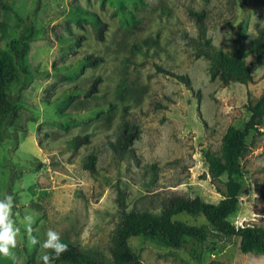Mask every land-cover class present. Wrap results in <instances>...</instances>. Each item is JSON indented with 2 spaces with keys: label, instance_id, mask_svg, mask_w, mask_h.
<instances>
[{
  "label": "rangeland",
  "instance_id": "rangeland-1",
  "mask_svg": "<svg viewBox=\"0 0 264 264\" xmlns=\"http://www.w3.org/2000/svg\"><path fill=\"white\" fill-rule=\"evenodd\" d=\"M188 11L205 13V35L222 51L238 25L244 48L255 27L264 26V0H0V52L11 55L9 42L27 26L34 31L25 72L15 71L8 84L17 117L0 142V199L15 174L18 264H42L40 245L49 229L66 244L108 258L118 189L127 211L156 215L176 197L212 204L221 198L225 176L210 180L203 154L219 156L225 130L247 120V98L264 90V60L246 58L247 85L223 87L209 79L206 60L194 58L181 39L196 36ZM98 23L102 41L94 36ZM86 56L100 62L87 65ZM155 67L187 77L190 89ZM96 78L95 92L87 93ZM122 122L136 126L138 135L132 155L116 159L110 144ZM76 136L86 141L75 144ZM246 145L235 177L242 186L238 206L228 221L264 229V119ZM90 154L96 157L93 175L84 168ZM26 215L34 217L32 235L40 242L34 247L24 235ZM172 219L204 227L205 241L186 239L184 249H171L131 238L141 264H264V256L241 254L236 237H223L202 217ZM0 264L13 261L0 257Z\"/></svg>",
  "mask_w": 264,
  "mask_h": 264
},
{
  "label": "trees",
  "instance_id": "trees-1",
  "mask_svg": "<svg viewBox=\"0 0 264 264\" xmlns=\"http://www.w3.org/2000/svg\"><path fill=\"white\" fill-rule=\"evenodd\" d=\"M192 20L196 36L189 38L182 35V41L191 48L194 58H203L207 62L209 79H217L221 86L230 84L247 85L252 81L250 68L246 64V58L251 55L256 62L264 60V26H256V36L244 48L243 42L246 36L242 25H238L231 35L229 48L226 51L217 49L211 44V40L205 35L203 20L205 13L200 11L187 12ZM33 27H25L17 39L8 44L11 55L0 52V142L9 138V129L14 125L17 117V102L9 90L8 84L14 79L15 71L24 73L23 59L28 48V42L33 36ZM103 24L95 26L94 36L102 41ZM87 65L95 66L100 62L99 58L86 56L82 59ZM156 72L173 78L182 83L186 89H190L188 78L174 74L161 67H155ZM99 79H94L87 87L86 92L96 90ZM244 109L248 113L247 120L240 128L229 126L220 143V155L204 152L203 160L206 164L207 175L210 180L217 181L225 176L223 193L215 204L207 203L198 197H176L163 205L159 214L148 211H127L125 193L117 190L115 203L117 219L111 233V244L108 249V258L99 252H86L77 246L67 243L68 250L61 255L54 264L60 262L68 264H141L135 252L129 247L128 241L134 237L147 238L171 249H184L187 240L196 245H201L207 231L204 227L189 225L172 217L178 214L196 218L202 217L211 229L225 238L236 237L237 249L241 254H257L264 256V229L254 226L235 228L228 218L235 213L238 206V197L242 189L241 184L235 179L240 174L239 160L246 151V139L251 132L257 131L264 119V90L254 99L247 98ZM138 129L122 122L115 141L110 144L113 156L120 159L132 155L131 145L137 138ZM85 142L86 136H76L72 142L78 144ZM96 157L88 155L84 168L93 175L95 173ZM15 174L11 173L7 180V193L12 194Z\"/></svg>",
  "mask_w": 264,
  "mask_h": 264
},
{
  "label": "clouds",
  "instance_id": "clouds-1",
  "mask_svg": "<svg viewBox=\"0 0 264 264\" xmlns=\"http://www.w3.org/2000/svg\"><path fill=\"white\" fill-rule=\"evenodd\" d=\"M14 207V195L5 194L3 199H0V257L12 260L13 264H18L14 249L17 247V238L21 236V229L14 219ZM34 223L32 215L23 217L24 235L33 247L40 243L32 235ZM40 246L44 250L40 257L42 264H54V261L68 250V245L61 241L60 233L53 229L47 231L46 238Z\"/></svg>",
  "mask_w": 264,
  "mask_h": 264
}]
</instances>
